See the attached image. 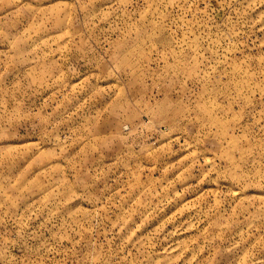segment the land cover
Wrapping results in <instances>:
<instances>
[{"label":"rangeland","instance_id":"374dc122","mask_svg":"<svg viewBox=\"0 0 264 264\" xmlns=\"http://www.w3.org/2000/svg\"><path fill=\"white\" fill-rule=\"evenodd\" d=\"M0 264H264V0H0Z\"/></svg>","mask_w":264,"mask_h":264}]
</instances>
